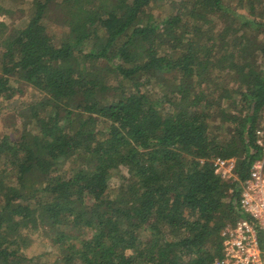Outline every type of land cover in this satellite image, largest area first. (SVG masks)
<instances>
[{
    "label": "trees",
    "instance_id": "obj_1",
    "mask_svg": "<svg viewBox=\"0 0 264 264\" xmlns=\"http://www.w3.org/2000/svg\"><path fill=\"white\" fill-rule=\"evenodd\" d=\"M23 85L39 96L0 137V264L221 255L242 213L213 161L244 179L262 155L264 0H0V111ZM37 233L52 249L29 254Z\"/></svg>",
    "mask_w": 264,
    "mask_h": 264
},
{
    "label": "built area",
    "instance_id": "obj_2",
    "mask_svg": "<svg viewBox=\"0 0 264 264\" xmlns=\"http://www.w3.org/2000/svg\"><path fill=\"white\" fill-rule=\"evenodd\" d=\"M256 137L262 155L254 160L246 178L238 177L234 158L213 161L217 174L236 183L242 216L223 228L221 255L212 264H264V122Z\"/></svg>",
    "mask_w": 264,
    "mask_h": 264
},
{
    "label": "rangeland",
    "instance_id": "obj_3",
    "mask_svg": "<svg viewBox=\"0 0 264 264\" xmlns=\"http://www.w3.org/2000/svg\"><path fill=\"white\" fill-rule=\"evenodd\" d=\"M168 5H162L155 7L156 14L160 16L168 14L169 11ZM14 24L18 27H22L25 24V19L22 15H16L14 19ZM24 93L21 95L19 101H13L3 104V108L0 111V137L5 133H16V128L19 127V122L17 120L18 107L22 105L23 102L36 100L39 96L38 92L31 87L25 86ZM125 171V170H123ZM120 180L117 177H113L110 180V185L112 188H115L119 185ZM37 236V237H36ZM52 249L51 244L47 238L39 235L37 233L33 237V242L31 247L28 249L29 254H35L45 251H50Z\"/></svg>",
    "mask_w": 264,
    "mask_h": 264
}]
</instances>
